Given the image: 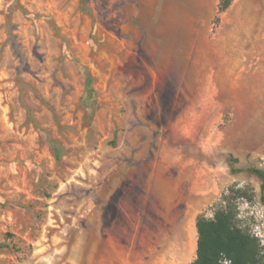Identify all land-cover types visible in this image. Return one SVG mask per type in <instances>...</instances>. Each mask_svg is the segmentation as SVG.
Segmentation results:
<instances>
[{
    "label": "rangeland",
    "instance_id": "rangeland-1",
    "mask_svg": "<svg viewBox=\"0 0 264 264\" xmlns=\"http://www.w3.org/2000/svg\"><path fill=\"white\" fill-rule=\"evenodd\" d=\"M253 167L264 0H0V264H189L226 194L264 243Z\"/></svg>",
    "mask_w": 264,
    "mask_h": 264
},
{
    "label": "trees",
    "instance_id": "trees-1",
    "mask_svg": "<svg viewBox=\"0 0 264 264\" xmlns=\"http://www.w3.org/2000/svg\"><path fill=\"white\" fill-rule=\"evenodd\" d=\"M233 1L221 0V9L226 10ZM251 171L261 180L264 203V168L253 167ZM229 191L240 195L243 189L232 187ZM236 209V204L226 194L215 207L213 216L200 214L197 217L196 258L189 264H264L262 239L237 224Z\"/></svg>",
    "mask_w": 264,
    "mask_h": 264
},
{
    "label": "crops",
    "instance_id": "crops-1",
    "mask_svg": "<svg viewBox=\"0 0 264 264\" xmlns=\"http://www.w3.org/2000/svg\"><path fill=\"white\" fill-rule=\"evenodd\" d=\"M130 264H152L148 249H146L145 246H142L136 250L135 247L131 246Z\"/></svg>",
    "mask_w": 264,
    "mask_h": 264
}]
</instances>
